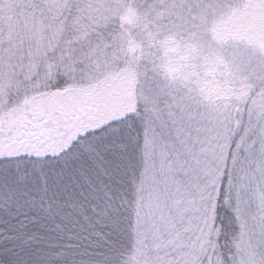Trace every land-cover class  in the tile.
Wrapping results in <instances>:
<instances>
[{"label":"snow or ice","instance_id":"snow-or-ice-1","mask_svg":"<svg viewBox=\"0 0 264 264\" xmlns=\"http://www.w3.org/2000/svg\"><path fill=\"white\" fill-rule=\"evenodd\" d=\"M0 264H264V0H0Z\"/></svg>","mask_w":264,"mask_h":264},{"label":"rangeland","instance_id":"rangeland-1","mask_svg":"<svg viewBox=\"0 0 264 264\" xmlns=\"http://www.w3.org/2000/svg\"><path fill=\"white\" fill-rule=\"evenodd\" d=\"M136 34L138 37L139 34ZM160 39L162 40L161 43L158 44L156 42L155 44L157 45H155V47L152 46V50L148 51V47L146 48L143 55L144 59L150 63L155 61L153 70L161 81L165 79L166 75L168 79H172L173 74H175L176 77L182 78L185 74L191 71L189 67L182 66L181 64L183 53L179 51L176 45L168 43L166 36H163ZM137 45L138 44L132 48L138 47ZM108 83L109 84L106 86L110 87L104 90L106 99L110 100L113 104H117V107L131 103L134 89V77L130 73L122 72L121 74L114 75ZM199 85L204 93L209 96L215 95L218 91V85L213 78L204 79L203 77H200ZM112 93L117 94V98L113 101L111 99ZM202 111L206 115H212V109L210 107H205ZM193 129V135L206 138V146L209 148V158H211L214 153L219 151L218 146L224 143L223 128L217 122L209 123L206 120L203 123H194ZM196 129L199 131H195Z\"/></svg>","mask_w":264,"mask_h":264},{"label":"trees","instance_id":"trees-1","mask_svg":"<svg viewBox=\"0 0 264 264\" xmlns=\"http://www.w3.org/2000/svg\"><path fill=\"white\" fill-rule=\"evenodd\" d=\"M132 26L133 27H136L137 28V31H139V32H137L139 35H138V40H143L144 41V43H145V46H144V49H143V52L141 53V52H137V57H139L140 55H144V52H145V50H146V48L148 47L147 45H149V44H151V42L152 41H150V39L151 38H149V37H147V36H145L144 34H143V26L142 25H140V26H137V23H136V18L135 17H132ZM162 38V37H161ZM161 39H159V40H157L156 42L159 44V43H161ZM136 44H138V42H137V40H131L130 42H129V44H128V47L129 48H132L133 46H136ZM155 45H157V44H154V45H152L153 47H155ZM138 46V45H137ZM153 48H151V50H152ZM148 51H150L149 50V47H148ZM149 62V61H148ZM122 72H119V73H116L115 75H118V74H121ZM114 76V75H113ZM198 80H199V78H198ZM109 84V83H108ZM108 87H110V86H106V88L105 89H108ZM133 87H134V85H133ZM117 98V94L116 93H112V96H111V99H112V101L114 100V99H116ZM117 104H114V106H116Z\"/></svg>","mask_w":264,"mask_h":264}]
</instances>
